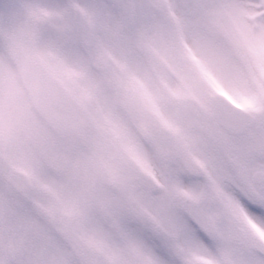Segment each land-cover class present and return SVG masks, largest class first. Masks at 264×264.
<instances>
[{"label": "snow or ice", "instance_id": "6c2138e0", "mask_svg": "<svg viewBox=\"0 0 264 264\" xmlns=\"http://www.w3.org/2000/svg\"><path fill=\"white\" fill-rule=\"evenodd\" d=\"M36 2L0 0V264H102L81 244L95 237L131 245L136 264H264V234L246 227L264 226V0ZM77 10L83 28L69 23ZM43 21L65 22L54 43ZM82 37L136 125L105 102L114 147L137 167L111 164L118 195L97 207L54 204L62 186L38 158L27 180L11 159L46 143L34 113L55 118L59 88L73 96L86 82L101 101Z\"/></svg>", "mask_w": 264, "mask_h": 264}, {"label": "flooded vegetation", "instance_id": "af4514ba", "mask_svg": "<svg viewBox=\"0 0 264 264\" xmlns=\"http://www.w3.org/2000/svg\"><path fill=\"white\" fill-rule=\"evenodd\" d=\"M60 121L59 118H57V121L52 122L51 124L55 126ZM98 122V130L95 132V135H97L96 144L93 146L89 143V140L87 137H84L83 139V146L85 153L83 154V167L81 169V179L80 182H83L82 184V191L83 193H86V188L92 187V191H97V183L96 182H103L101 178L94 173L93 171V165L95 158H101L103 157L108 162L115 164L121 171L122 174H129L130 168H136L137 164L136 161L126 153L125 150H122V152L119 153L114 147V145L117 142V137L119 135V128L116 124L112 123L111 121L106 120ZM87 126V125H86ZM111 148V154H107V148ZM33 151L34 145L32 147ZM111 168V166H109ZM41 176L45 179L52 178L51 175L44 169L41 168ZM126 171V173H125ZM112 172V168H111ZM57 182H72V179L70 178H64L60 177L58 179H55ZM115 182V181H114ZM95 201L99 205L100 201L103 200V198H99L98 191L97 195L95 196ZM132 247L131 245H129Z\"/></svg>", "mask_w": 264, "mask_h": 264}, {"label": "rangeland", "instance_id": "374dc122", "mask_svg": "<svg viewBox=\"0 0 264 264\" xmlns=\"http://www.w3.org/2000/svg\"><path fill=\"white\" fill-rule=\"evenodd\" d=\"M64 1L67 2V0H64ZM60 3H62V2H60ZM36 4H37L36 7L41 8V9L44 8V10H46V11L49 10L48 12H55V11L58 10L57 7L54 6L56 4V0H37ZM48 7H52V9H49ZM51 23L53 24V26L56 27L54 29H58L59 28V21H52ZM49 31H54V30L51 29ZM46 33H49V32H46ZM51 34H53V33H51ZM49 37H47V38H49ZM90 78H91V76H90V74H88L87 79H90ZM79 100L81 101L80 98H79Z\"/></svg>", "mask_w": 264, "mask_h": 264}]
</instances>
